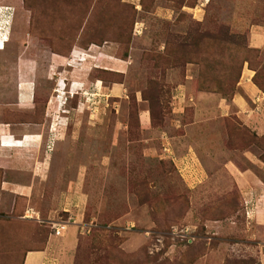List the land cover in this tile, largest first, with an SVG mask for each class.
<instances>
[{
  "label": "rangeland",
  "instance_id": "rangeland-1",
  "mask_svg": "<svg viewBox=\"0 0 264 264\" xmlns=\"http://www.w3.org/2000/svg\"><path fill=\"white\" fill-rule=\"evenodd\" d=\"M254 25L264 0H0L3 157L29 160L6 175L27 193L0 194V264L68 234L71 264L258 260L245 232L247 191L264 190ZM90 49L124 73L84 72L72 54Z\"/></svg>",
  "mask_w": 264,
  "mask_h": 264
},
{
  "label": "crops",
  "instance_id": "crops-1",
  "mask_svg": "<svg viewBox=\"0 0 264 264\" xmlns=\"http://www.w3.org/2000/svg\"><path fill=\"white\" fill-rule=\"evenodd\" d=\"M250 45L253 47H261L264 45V26L254 25L250 28V36H249ZM91 49L88 51H74L72 56L77 57L80 60L81 67L84 72L88 71L90 65L98 60L100 64L105 65L107 69L122 74L125 70V65L123 64L124 61L118 60L112 56H106L99 59L96 54L90 53ZM84 52V53H83ZM123 62V63H122ZM76 76L72 78L70 85L72 84L74 87L80 86L84 83V75L81 74L80 71H77ZM94 84L97 90L106 97H117L122 96L124 91L123 87L120 83L113 82L107 86H104L101 81L96 80ZM101 84V88L99 86ZM99 87V88H98ZM96 94V93H95ZM145 121V120H144ZM147 122L145 121L144 124ZM7 138L3 133L0 134V169L5 175L2 178L1 184L3 193L10 195L11 197H15L17 194L23 195L27 193V187H18L14 185V182H17L16 175L7 177L8 173L21 168H26L29 164V160L24 159H8L4 158L3 156L8 154L10 150L14 149V146H5L3 139ZM22 142L28 141L30 144H36L38 141V137L28 138L26 137L24 140L21 139ZM7 175V176H6ZM246 175V174H241ZM256 184L254 185V187ZM251 189V191H247L246 199L250 201L246 205V225L247 229L245 230L246 235L249 241L254 242L256 246V254L260 261V264H264V190H262L261 186H256ZM4 191V192H3ZM4 207L0 203V208ZM13 209V207H11ZM26 220V218H23ZM69 235L67 239H62L60 241H54L53 237H48L44 247L41 249H32L27 250L25 253V258L23 264H71L69 262V247L71 245L72 248L76 245L77 240H74V236ZM69 246V247H67ZM71 248V249H72Z\"/></svg>",
  "mask_w": 264,
  "mask_h": 264
},
{
  "label": "trees",
  "instance_id": "trees-1",
  "mask_svg": "<svg viewBox=\"0 0 264 264\" xmlns=\"http://www.w3.org/2000/svg\"><path fill=\"white\" fill-rule=\"evenodd\" d=\"M221 38L222 37H220V38H218V39H220L221 40ZM242 37L241 36H229V35H224V37L222 38V40H224V42H230V39L232 40H236V42H238L239 41V39H241ZM213 40H217V39H213ZM241 66V65H240ZM243 66V65H242ZM240 69H241V67H238L237 68V70H236V75H237V77H238V75H239V73H240ZM115 73V72H114ZM115 74H117V75H120L119 73H115ZM234 81H236V79H234ZM116 82V81H115ZM118 82V81H117ZM46 240L47 239H45V242H46ZM44 247V245H42L41 247H39L38 249H41V248H43ZM251 262H252V264H260V261H259V259L258 260H256V259H252L251 260Z\"/></svg>",
  "mask_w": 264,
  "mask_h": 264
},
{
  "label": "built area",
  "instance_id": "built-area-1",
  "mask_svg": "<svg viewBox=\"0 0 264 264\" xmlns=\"http://www.w3.org/2000/svg\"><path fill=\"white\" fill-rule=\"evenodd\" d=\"M28 217H30V215ZM61 226H63V225H61Z\"/></svg>",
  "mask_w": 264,
  "mask_h": 264
},
{
  "label": "bare ground",
  "instance_id": "bare-ground-1",
  "mask_svg": "<svg viewBox=\"0 0 264 264\" xmlns=\"http://www.w3.org/2000/svg\"><path fill=\"white\" fill-rule=\"evenodd\" d=\"M34 78V77H33ZM19 81V80H18Z\"/></svg>",
  "mask_w": 264,
  "mask_h": 264
}]
</instances>
